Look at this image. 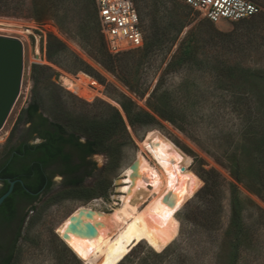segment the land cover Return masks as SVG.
<instances>
[{
  "label": "rangeland",
  "instance_id": "obj_1",
  "mask_svg": "<svg viewBox=\"0 0 264 264\" xmlns=\"http://www.w3.org/2000/svg\"><path fill=\"white\" fill-rule=\"evenodd\" d=\"M35 1L51 2L13 0V4L19 12L33 11ZM254 1L262 7L255 17L211 23L200 13H189L180 0H163L157 10L155 0H140L144 36L152 37V18L156 15L159 25L167 30L168 40L148 54L144 48L114 54L115 71L106 68L94 48L80 38L85 26L83 0H67L57 15L42 20L32 15H0V19L22 23L28 31L22 34L10 30L18 27L0 25V34L20 38L24 47L20 94L0 129V159L28 137L27 123L14 126L34 97L41 100L44 115L69 125L104 119L111 112L109 106L125 118L119 103L124 97L158 119L152 126L134 128L125 119L130 137L117 134L108 152L94 154L91 160L95 165L79 188L64 185L56 174L51 188L26 212L11 264H84L58 235L57 226L79 206L109 212L120 202L119 179L136 158L140 141L152 129L161 131L187 154L201 185L175 214L178 233L165 250L157 252L140 242L126 255L125 264H264V198L254 191L249 175L250 179L244 175L242 181L237 180L222 163H227L225 155L239 151L244 115L236 108L253 106L257 96L245 95L248 99L244 97L235 107L232 97L244 90L216 69L238 65L264 70V0ZM49 36L64 44L53 55L48 52ZM79 61L89 69L77 70ZM34 65L41 67L37 69V84L32 76ZM83 75L96 83L91 85L97 93L91 100L62 84L64 77ZM155 106L172 112L183 129L161 118ZM251 116L257 122L264 121L255 110ZM210 170L217 173L213 177L219 183L213 191L206 190L202 176ZM234 186L243 206L241 232L232 222ZM159 222L156 224L163 226L162 232L172 218L163 225Z\"/></svg>",
  "mask_w": 264,
  "mask_h": 264
},
{
  "label": "trees",
  "instance_id": "obj_2",
  "mask_svg": "<svg viewBox=\"0 0 264 264\" xmlns=\"http://www.w3.org/2000/svg\"><path fill=\"white\" fill-rule=\"evenodd\" d=\"M50 1L48 4L35 1L36 6L33 11L19 12L17 6L13 4V0H0V15H32L38 20H42L48 16L57 15L56 11L61 9L62 4L67 0ZM139 1L135 0V4L140 21L143 22V11ZM162 1L155 0L156 10L160 9ZM82 5L85 26L81 28L82 33L80 34V38L94 48V53L100 58V61L106 68L114 71L117 70L115 64L116 56L109 51L104 36L100 31L101 27L95 0H83ZM186 6L189 8V13H199L191 9L188 5ZM66 11H69V9L66 8ZM207 21L211 22L209 19ZM48 40L49 55L56 54L58 50L64 48V44L61 41L51 36H49ZM167 40L166 28L159 25V18L154 15L152 18V37L147 38V36H144V44L141 47L144 48L143 52L147 54L154 52ZM40 68V66L34 65L32 73L34 84H37L39 81L37 69ZM76 69L88 70L89 68L83 61H79ZM216 69L220 76L230 78L234 81V85L244 90L243 92H235L234 97H232L234 106L236 104L240 105L244 97L248 99V96L245 95L250 94V98L254 95L257 96V100L253 106L249 105L246 109L235 106L238 107L236 109H238L239 114L242 113L244 115L243 123L241 122L243 131L239 143L240 147L238 152L236 151L225 155L224 158L227 163L223 161L222 163H225L230 168V171L237 180L242 181L244 175H249L251 179L249 176L248 178L253 185L254 191L257 195L264 198V121L260 120L257 122V119L251 118L253 110L258 115L262 114L264 116V70H255L238 65L217 66ZM242 95L244 96L242 97ZM119 103L124 111L125 118L117 108L109 106L111 112L104 119H94L85 124L77 123L75 125H69L59 119H53L44 115L41 111V100L38 97L32 98L20 113L14 126L15 128L20 122L27 123L28 137L10 148L11 151L17 150L21 153L24 160L19 168H11L9 166L4 174L10 176L12 179L20 178L22 183L17 182L15 188L17 191L18 189L32 191L33 195H35L34 197L32 196L34 199L51 188L53 178L56 174L62 177L64 185L73 189L79 188L85 177L90 175L92 166L95 165L91 157L96 153L108 152L112 148V140L115 135L118 134L123 138L130 137L126 128L125 119L132 128L136 126H152L158 122L154 114L138 109L133 101L127 97H124ZM154 110L158 112L161 118L183 129L181 124H177L172 112L157 106L154 107ZM245 116H248V118H245ZM34 139H39V141L32 142ZM204 172L207 174L206 176L202 175L206 182L205 188L207 191H213L219 184L216 177H213L215 172L214 170ZM6 183L5 190L9 186V182ZM16 189L15 192L13 191L5 199L3 206L13 207L14 193L17 192ZM242 210V202L234 186L232 190V222L235 226H238L240 232L243 227ZM24 220L25 217L20 222L18 234L4 264L12 263ZM126 258L127 256L119 264H125Z\"/></svg>",
  "mask_w": 264,
  "mask_h": 264
},
{
  "label": "bare ground",
  "instance_id": "obj_3",
  "mask_svg": "<svg viewBox=\"0 0 264 264\" xmlns=\"http://www.w3.org/2000/svg\"><path fill=\"white\" fill-rule=\"evenodd\" d=\"M0 25L28 32L15 20L0 19ZM62 84L88 100L97 94L91 87L96 83L84 75L64 77ZM139 144L136 158L117 182L120 202L109 212L79 206L57 226L58 235L84 264H119L140 242L157 252L165 250L178 233L175 214L201 185L190 158L161 131L149 130ZM170 218L160 232L163 226L156 222L163 225Z\"/></svg>",
  "mask_w": 264,
  "mask_h": 264
},
{
  "label": "built area",
  "instance_id": "obj_4",
  "mask_svg": "<svg viewBox=\"0 0 264 264\" xmlns=\"http://www.w3.org/2000/svg\"><path fill=\"white\" fill-rule=\"evenodd\" d=\"M213 23L235 22L259 14L254 0H180ZM108 49L116 54L143 47L144 34L135 0H95Z\"/></svg>",
  "mask_w": 264,
  "mask_h": 264
},
{
  "label": "flooded vegetation",
  "instance_id": "obj_5",
  "mask_svg": "<svg viewBox=\"0 0 264 264\" xmlns=\"http://www.w3.org/2000/svg\"><path fill=\"white\" fill-rule=\"evenodd\" d=\"M23 160L24 158L17 150H9L6 155L0 159V197L9 189L10 181H14L11 193H13V191L15 192V185L17 182L22 183L20 178L12 179L4 173L9 166L11 168H19ZM6 182H9L7 190H5L7 185ZM32 196H35L32 191L28 189H18V191L14 193L13 207L3 206L7 197L0 205V264H4L5 259L11 252V247L18 234L21 220L26 217V212L32 209L33 204L40 197L38 196L34 199Z\"/></svg>",
  "mask_w": 264,
  "mask_h": 264
},
{
  "label": "water",
  "instance_id": "obj_6",
  "mask_svg": "<svg viewBox=\"0 0 264 264\" xmlns=\"http://www.w3.org/2000/svg\"><path fill=\"white\" fill-rule=\"evenodd\" d=\"M24 72V47L20 38L0 34V129L4 126L19 94ZM14 181L0 197V205L11 193Z\"/></svg>",
  "mask_w": 264,
  "mask_h": 264
}]
</instances>
